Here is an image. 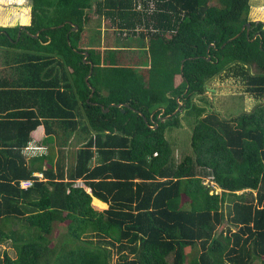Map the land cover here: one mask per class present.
<instances>
[{
	"label": "trees",
	"instance_id": "1",
	"mask_svg": "<svg viewBox=\"0 0 264 264\" xmlns=\"http://www.w3.org/2000/svg\"><path fill=\"white\" fill-rule=\"evenodd\" d=\"M249 1L31 0L23 30L0 27V243L15 253L0 264H111L112 250L116 264H264V104L226 119L195 101L227 70L264 98ZM94 14L123 40L91 42ZM182 111L194 123L176 162L166 132ZM40 126L47 152L26 158ZM75 135L74 164L56 159Z\"/></svg>",
	"mask_w": 264,
	"mask_h": 264
},
{
	"label": "rangeland",
	"instance_id": "2",
	"mask_svg": "<svg viewBox=\"0 0 264 264\" xmlns=\"http://www.w3.org/2000/svg\"><path fill=\"white\" fill-rule=\"evenodd\" d=\"M96 0H93L95 2ZM250 11L248 15V20L252 22H262L264 23V16H257L253 13V9L259 11L261 8L264 11V1L263 0H250ZM25 9L28 10V22L19 23L16 21L12 26H0V27H14L16 25H28L30 21V9H31V0H24V3L20 4L18 0H0V17L6 19H14L18 14L25 12ZM24 10V11H23ZM23 11V12H22ZM88 35L95 45H100L101 47H112L120 38L116 32L110 27L108 23L101 20L95 14L92 16L91 23L87 26ZM252 72L254 70L251 69ZM233 70H227L222 73L220 76L209 81L206 85V92L203 96L195 98L198 106H201L206 109H212L220 113L224 118L235 117L242 112H250L259 104H264V98H258L252 95L248 91L247 79L244 77L235 76ZM194 120L191 117H188L185 114V111H182L181 114V125L178 129H171L166 132V138L170 142L173 149V156L176 162L181 161V159L190 154V138L192 133ZM83 136L75 135L68 145L67 148L62 147V150L59 149L58 145L55 151L56 159L62 158L63 154H68L71 164H74V157L77 150L81 148ZM81 142V143H80ZM33 148V146H31ZM64 152V153H63ZM66 158L67 162L69 159ZM41 176V175H40ZM208 180H206L207 182ZM214 193L219 194L221 192L216 186L213 187ZM253 191V195H255ZM227 206H222V211L226 215ZM226 220V218H225ZM231 228L232 231H235L236 228L228 225L227 222H224L222 228L227 229ZM62 225H56L55 234L57 232L63 231ZM111 264H116L117 255L112 250ZM7 253L12 258L15 257L14 250L12 249L9 242L0 243V259L3 257V254ZM254 264H261L259 260H255Z\"/></svg>",
	"mask_w": 264,
	"mask_h": 264
},
{
	"label": "crops",
	"instance_id": "3",
	"mask_svg": "<svg viewBox=\"0 0 264 264\" xmlns=\"http://www.w3.org/2000/svg\"><path fill=\"white\" fill-rule=\"evenodd\" d=\"M4 58H5L4 52L0 51V79L3 80L4 78H6V79L10 80V72H8L9 68L5 67V64H4L5 59ZM60 135H62V132H60ZM31 136H32V140L29 142L27 147H31V146H33V147L34 146H36V147H45V148L47 147V146H43V145L40 144L41 143L40 141H42V139L45 137V131H44V127L43 126H40L36 131L32 132ZM56 146L57 145H56V142H55L54 153H55L56 150H58L56 148ZM62 147L64 149V148H67L68 146H66V145L65 146H60L59 149L62 150ZM26 148L23 150V155L26 158L32 157V156H30L29 153L26 152ZM46 152H47V148H46V150H44V153H46ZM55 156H57L56 153H55ZM66 156H67V154H66ZM36 176L41 177L40 174H36Z\"/></svg>",
	"mask_w": 264,
	"mask_h": 264
},
{
	"label": "water",
	"instance_id": "4",
	"mask_svg": "<svg viewBox=\"0 0 264 264\" xmlns=\"http://www.w3.org/2000/svg\"><path fill=\"white\" fill-rule=\"evenodd\" d=\"M26 26H27V25H18V27H19L20 30H23ZM62 26H64V24L61 25V26H59V27H62ZM246 26H247V28H248V27H250V24H247ZM76 30H77V27L74 26V31H76ZM36 37H37V35L34 36V38H36ZM210 46L212 47L213 45H210ZM87 57H88V53L85 52V53H84L83 62H84V63H88V64H90V73H89V75L85 78L86 81H87L88 77L91 75V73H92V67H93L92 63L86 60ZM207 60H209V58H207ZM182 67H183V66H181V71H182ZM89 87H90V89H91V95H90V97H91L92 94H93V92H94V89L91 88V86H89ZM111 106H115V107L119 108V107H121L122 105H111ZM123 106H126V105L123 104ZM180 107H181V103L178 104V109H177V110H179ZM104 112H107V110H104Z\"/></svg>",
	"mask_w": 264,
	"mask_h": 264
},
{
	"label": "built area",
	"instance_id": "5",
	"mask_svg": "<svg viewBox=\"0 0 264 264\" xmlns=\"http://www.w3.org/2000/svg\"><path fill=\"white\" fill-rule=\"evenodd\" d=\"M45 150V148L43 147H36L34 146L33 148L32 147H27L26 148V152L30 154V156H35V155H39L41 153H43ZM31 183L30 182H24L22 183V187L26 188L28 186H30Z\"/></svg>",
	"mask_w": 264,
	"mask_h": 264
},
{
	"label": "flooded vegetation",
	"instance_id": "6",
	"mask_svg": "<svg viewBox=\"0 0 264 264\" xmlns=\"http://www.w3.org/2000/svg\"><path fill=\"white\" fill-rule=\"evenodd\" d=\"M215 78H216V77H215ZM215 78H214V79H215ZM212 80H213V79H212ZM210 81H211V80H210ZM207 83H208V82H207ZM207 83H206V85H207ZM206 85H205V91H204L203 95L205 94L206 89H207V88H206ZM203 95H199L198 97L203 96ZM252 95H253V94H252ZM198 97H196V98H198ZM195 100H196V99H195ZM259 105H260V104H259ZM259 105H258V106H259ZM255 108H256V107H255ZM255 108H254V109H255ZM205 109H206V108H205ZM254 109H253V110H254ZM253 110H252V111H253ZM206 112H207V113H208V112H215V113H218V114L220 115L219 112L214 111V110H212V109H209V110L206 109ZM206 112H205V114H206ZM250 112H251V111H250ZM242 113H249V112H242ZM205 114H204V115H205ZM204 115H203V116H204ZM220 116H221V115H220ZM221 117H223V116H221ZM223 118H224V117H223ZM231 118H233V117H231ZM231 118H229V119H231ZM226 119H227V118H226Z\"/></svg>",
	"mask_w": 264,
	"mask_h": 264
},
{
	"label": "bare ground",
	"instance_id": "7",
	"mask_svg": "<svg viewBox=\"0 0 264 264\" xmlns=\"http://www.w3.org/2000/svg\"><path fill=\"white\" fill-rule=\"evenodd\" d=\"M189 90V89H188ZM257 91V90H256ZM260 91V90H259ZM174 100V99H173ZM255 112V111H254ZM207 113V112H206ZM263 116H264V114H263ZM237 120V119H236Z\"/></svg>",
	"mask_w": 264,
	"mask_h": 264
}]
</instances>
